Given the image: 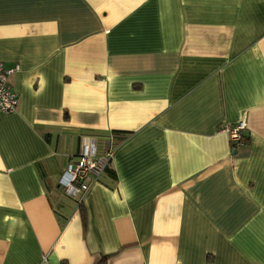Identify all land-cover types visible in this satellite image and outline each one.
<instances>
[{
	"label": "crops",
	"instance_id": "crops-1",
	"mask_svg": "<svg viewBox=\"0 0 264 264\" xmlns=\"http://www.w3.org/2000/svg\"><path fill=\"white\" fill-rule=\"evenodd\" d=\"M0 62V264H264V0H0Z\"/></svg>",
	"mask_w": 264,
	"mask_h": 264
},
{
	"label": "built area",
	"instance_id": "built-area-1",
	"mask_svg": "<svg viewBox=\"0 0 264 264\" xmlns=\"http://www.w3.org/2000/svg\"><path fill=\"white\" fill-rule=\"evenodd\" d=\"M17 70V66L5 67L0 62V111L9 113L17 108V94L12 90L9 77ZM246 126L244 121H240L234 125H222V131L228 134L232 145L237 148L244 144L245 138L243 131ZM111 157L108 151L105 155L95 156V144L91 139L83 140L80 144V149L75 156V159L69 161L65 169L58 178V183L67 193L72 196H83L90 187L89 175L92 172H98L106 161Z\"/></svg>",
	"mask_w": 264,
	"mask_h": 264
},
{
	"label": "trees",
	"instance_id": "trees-1",
	"mask_svg": "<svg viewBox=\"0 0 264 264\" xmlns=\"http://www.w3.org/2000/svg\"><path fill=\"white\" fill-rule=\"evenodd\" d=\"M244 138H245V137H244ZM245 142H246V141H244V143H245ZM80 201H81V200H79V202H78V203H79V206H78V207H79V209H80V212H82V216L84 217L83 208H82V205H81V202H80ZM61 224H63V222H61ZM104 259H105V258H103L102 261H103Z\"/></svg>",
	"mask_w": 264,
	"mask_h": 264
},
{
	"label": "rangeland",
	"instance_id": "rangeland-1",
	"mask_svg": "<svg viewBox=\"0 0 264 264\" xmlns=\"http://www.w3.org/2000/svg\"><path fill=\"white\" fill-rule=\"evenodd\" d=\"M74 159H75V156L72 157V160H74Z\"/></svg>",
	"mask_w": 264,
	"mask_h": 264
}]
</instances>
